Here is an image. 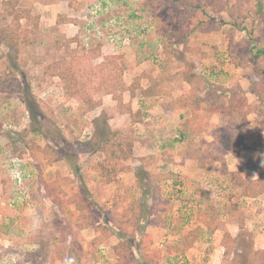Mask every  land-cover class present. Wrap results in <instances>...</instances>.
<instances>
[{"label":"rangeland","instance_id":"rangeland-1","mask_svg":"<svg viewBox=\"0 0 264 264\" xmlns=\"http://www.w3.org/2000/svg\"><path fill=\"white\" fill-rule=\"evenodd\" d=\"M141 64L157 92L191 84L197 143L141 155L139 125L111 129L127 90L148 82L133 74ZM253 127L264 137V0H0V264H89L77 228L90 223L95 244L122 238L121 264H264L247 248L250 228L224 234L245 221L235 195L217 193L226 185L160 169L186 152L246 151ZM103 149L119 157L105 169Z\"/></svg>","mask_w":264,"mask_h":264},{"label":"crops","instance_id":"crops-1","mask_svg":"<svg viewBox=\"0 0 264 264\" xmlns=\"http://www.w3.org/2000/svg\"><path fill=\"white\" fill-rule=\"evenodd\" d=\"M68 25H71V23ZM148 66L151 68L150 65ZM156 69L155 72H159ZM133 71L137 78L148 82L142 83L141 87L134 89L133 92L129 89L127 90L130 93L129 101L124 99V104H126L128 110L120 112L117 116L110 117L109 124L111 129L121 128L125 123L127 125H139L140 131L138 132L139 136H137L139 140L136 142L139 145L133 148V151L136 152L138 148L142 152L141 155L153 151L155 148L152 144H160V149L164 153L167 147L177 142L187 143L188 140H193V142L197 143L199 138L202 137L197 130L192 129L195 126L193 120H195L196 114L195 110L193 111L192 101L189 100L191 91L188 90H191V84L184 81L182 90L171 88L170 91L157 92L153 84L149 82L150 78L147 75L150 72L147 71V67L141 64L135 66ZM151 76L157 78V76H162V73L160 75L155 73ZM140 110L142 112L139 114L141 115V120H135L136 112ZM114 120L117 122V127L112 123ZM259 132L255 127L250 128V133L252 134L250 135V147L246 151H230L224 154L221 159L207 158V155H196L189 152L180 155L174 154V162L168 161L166 166L160 167L164 171H168L171 168L170 170H174L175 173H178L186 180L185 183L192 181L195 185L200 183L202 188L205 189H217L219 188L218 185H226V190L221 191L219 189L217 193L223 197L229 192L233 193L239 208L245 212V221L239 223L231 220L229 224L234 229H239V231L233 234L230 230H225L224 234H229L231 240L238 239L240 235L242 236V232L247 233V227L250 228L252 231L250 240L253 242V253L264 251V189L257 194H253L250 190L247 191L249 186L255 188L264 186V137L260 136ZM176 138H180V140ZM207 138L208 142L215 141L212 136L208 135ZM209 138H211V141ZM102 153H100L98 158L104 164L102 166L103 169L106 168V163L112 164L114 160L117 161L119 158L113 154L109 157V154L104 151ZM129 159L130 156L122 159V162H126ZM99 161H94V163ZM137 161L139 163V159ZM85 168L86 170L89 169L87 166ZM122 170L128 171V167L122 165ZM99 178L103 179L101 175ZM209 183L211 184L209 185ZM78 227L79 232H83L82 236L86 233L85 238L87 239L82 237L79 241L83 240V245L88 250L87 255L94 257V259H89V264H121L117 250L122 243V238L110 232L109 238H105L95 244L94 240L97 241V236L100 235H97L92 223ZM242 227H244V231ZM79 235L80 233H76V236ZM97 253L101 258H99V261H97Z\"/></svg>","mask_w":264,"mask_h":264},{"label":"trees","instance_id":"trees-1","mask_svg":"<svg viewBox=\"0 0 264 264\" xmlns=\"http://www.w3.org/2000/svg\"><path fill=\"white\" fill-rule=\"evenodd\" d=\"M200 100V99H199ZM200 103V101H197V100H195L194 101V104H196V106H198V105H201V104H199ZM193 104V105H194ZM196 116V115H195ZM108 142L107 141H105V143L104 144H107ZM49 148H50V146L49 145H47L46 147H44V148H41L40 150H41V152L45 155V153H47V151L49 150ZM102 151H104L105 152V149H103ZM56 161H58V160H56ZM55 162V160L54 161H51V163H54ZM141 176V179H142V175H140ZM139 176V177H140ZM145 178H147V175H146V177ZM142 186H144V184L142 183ZM145 191V190H144ZM143 191V193L145 194V196H148V193L147 192H144ZM72 202L73 203H75V205H76V207H77V209L78 210H80V211H82L83 209H84V206H83V204H82V201H81V199H80V196H77V195H75V196H73L72 197ZM135 207V206H134ZM134 207L132 206V210L134 209ZM209 210V209H208ZM204 219H203V223L205 224V226L206 227H208L209 229H211V231H215L216 229H217V224H215L214 223V219H212V218H210V217H208V215H207V212L205 211V213H204ZM242 230H245L244 229V227H242ZM247 234H249V232L247 231ZM200 233L198 232V233H192V234H184V237H185V239H184V241H186L187 242V240L190 242V243H188V244H186V247L184 248V249H189V248H191L192 247V245H193V243L194 242H196L198 239H199V237H200ZM252 235L251 234H249V237H251ZM242 236L240 235L239 236V238H238V240H240V239H242L241 238ZM249 239V238H248ZM251 239V238H250ZM134 241H136L135 239H133ZM125 246H127L125 243H121L120 245H119V249L117 250L118 251V254L120 255V256H122V255H124L125 256V254L127 253L126 251H125V249H124V247ZM128 247V246H127ZM132 248V247H131ZM134 248V247H133ZM170 247H168V249H169ZM247 248L248 249H250V250H252L253 249V242L251 241H248V244H247ZM167 249V250H168ZM184 249H180V247H179V249L178 250H184ZM129 250V249H128ZM129 252H130V250H129ZM168 252H170V249L168 250ZM257 253H259V254H264V252H262V251H257ZM168 254V253H167ZM248 254V256H247V259H248V257H249V253H247ZM168 255H170V254H168ZM147 256V255H146ZM127 258H129V257H127ZM148 258V257H147ZM130 259H132V260H137V258L135 257V256H133V257H131ZM248 263H249V261H247ZM141 264H151L149 261H142L141 262Z\"/></svg>","mask_w":264,"mask_h":264},{"label":"built area","instance_id":"built-area-1","mask_svg":"<svg viewBox=\"0 0 264 264\" xmlns=\"http://www.w3.org/2000/svg\"><path fill=\"white\" fill-rule=\"evenodd\" d=\"M159 43H162V42H159ZM159 48L162 46V44H158Z\"/></svg>","mask_w":264,"mask_h":264}]
</instances>
